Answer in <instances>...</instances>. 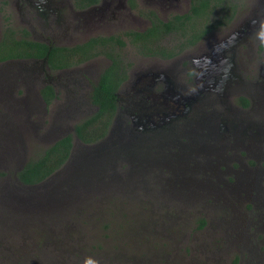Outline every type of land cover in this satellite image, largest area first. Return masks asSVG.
Returning <instances> with one entry per match:
<instances>
[{"label": "flooded vegetation", "instance_id": "1", "mask_svg": "<svg viewBox=\"0 0 264 264\" xmlns=\"http://www.w3.org/2000/svg\"><path fill=\"white\" fill-rule=\"evenodd\" d=\"M193 2L0 0V112L14 107L41 118L63 91L65 105L49 117L57 140L70 133L59 130L61 123L54 129L61 115L67 114L59 119L66 126L67 119L98 112L94 93L105 78L114 104L101 121L109 126L99 142L106 141L112 153L120 149L113 159L129 168L143 160L156 167L158 178L180 184L183 192L196 190L198 198L229 199L233 223L259 229L252 246L261 250L264 0H246L250 8L238 13L231 1L233 15L215 11L191 23ZM176 15L185 23L156 43L141 40L157 20L170 22ZM194 22L200 29L192 42ZM18 51L21 56L4 58ZM48 86L55 90L51 103L43 92ZM14 87L25 91L21 99Z\"/></svg>", "mask_w": 264, "mask_h": 264}, {"label": "rangeland", "instance_id": "2", "mask_svg": "<svg viewBox=\"0 0 264 264\" xmlns=\"http://www.w3.org/2000/svg\"><path fill=\"white\" fill-rule=\"evenodd\" d=\"M234 4L237 9L236 13L250 8L246 0H236ZM168 14L171 16L173 13ZM60 93L63 94V97H60L58 102L53 103L52 110L60 109L65 105V93L63 91ZM24 94L25 91L17 92L14 87V95L17 99H21ZM13 109L14 112L10 107H6L0 112V170L10 173L2 177L0 181L6 183L3 190L0 189V191L2 190L0 194V224L18 217L27 219L33 216L30 214L33 211H36L33 214L45 213L48 214V217L56 219L57 215L54 213H58L70 204L74 205V203L79 204L74 208H82L84 204L81 199L83 197H80V194L82 195L80 191L101 189V186L94 183H97L96 177L100 182L110 178V175L106 174L108 167L113 170V175L117 173V176L123 180L122 171H127L126 168L123 170L125 164L122 163V160L113 159L118 152H121L120 149L112 153L111 146H108L99 153L88 154L92 151L90 146L94 144L74 141L73 159L44 181L42 186L38 187L42 190L24 196L23 189L18 184H16L18 186L15 185L16 182L20 181L17 175L13 173V167L9 164L13 162L15 165L17 164L18 169H21L30 157L43 153L56 140H54L55 135L50 134L52 127L49 124L51 109L48 111L47 107V115H40L41 118L36 115H31L28 118L21 111L14 107ZM40 109L45 111L43 104ZM66 115L63 114L57 119L54 129H57L60 123L63 125L59 119ZM84 119V117L76 120L67 119V125H63V127L61 125L59 130L63 128V132L67 130L66 132L72 133L73 126ZM30 121L34 123L35 128ZM12 131L15 132L13 135L11 134ZM17 133L19 134L16 135ZM107 149L109 150L108 153L106 152ZM125 150L130 151V154L136 152L133 147H127ZM146 156H149V153ZM109 157H111V161H109ZM93 162H98V165L92 164ZM85 163L91 164L95 171H90V167L87 168ZM148 166L143 160L131 166V168H136L133 171L135 174L140 172L139 177L145 179L138 185L140 188L136 184V188H132V190L121 188L113 190V192L118 191L115 193H120L116 207L122 203V197L129 195L133 198L130 207L131 215L137 221H142L139 223L142 224V229L139 233L136 229L135 233L133 227L128 225L126 228L122 227L120 233L112 235L110 239L105 236L110 231H102L104 234L102 245L105 248L93 255L94 257L98 256V258L100 256L99 263L93 261L85 264H107L106 261H111L113 264L122 261H128L130 264H264V247L260 250L256 243L255 247L252 246V242L255 240L253 235L259 229L255 225L249 224L243 227L239 223L238 225L234 224L231 207L225 204V201L229 204V199L221 197L219 199L198 198L195 196L196 190L183 192L180 184L167 182L164 177L158 178L155 175L156 167ZM76 169L82 171L78 178H74L76 172L73 170ZM14 178L15 183L13 182ZM22 187L26 186L22 185ZM161 189L169 192L170 195H165L160 191ZM102 195L101 199L98 198V202L92 201L91 205L94 206L100 202L97 205L103 211L109 204L107 201L112 198H108L110 195L107 197L104 193ZM102 195L99 194L98 196ZM104 197L106 200H103ZM42 216L39 215V222L32 223L35 225L33 237L34 240L37 239V243L45 233H53L54 229L51 228L57 224L56 220L48 222ZM201 219L206 220V225L199 229ZM9 231H11L9 232L10 238L15 240L16 231ZM86 232L88 231L86 230ZM76 238L78 237H73V240ZM143 238L147 241L142 244ZM17 239L22 241L20 236H17ZM94 239L93 237V239L88 240L94 243ZM1 240L4 238H0V242ZM18 240L13 241V244L10 245L4 242L0 245V264L4 259L11 264H18L19 259H22L25 264H37L41 259L42 264L54 263L53 256L47 252L43 255L40 254L41 258L33 255L38 252L37 248L34 249L36 245L33 241L28 243L33 249L28 246V250L24 246L25 244L23 245ZM81 242L86 243L83 238L81 241L77 239L71 243H75L73 245L77 246L82 245ZM255 250H258L260 254ZM103 251L110 254L106 260H104L106 256L102 254ZM54 264L59 263L55 262Z\"/></svg>", "mask_w": 264, "mask_h": 264}, {"label": "trees", "instance_id": "3", "mask_svg": "<svg viewBox=\"0 0 264 264\" xmlns=\"http://www.w3.org/2000/svg\"><path fill=\"white\" fill-rule=\"evenodd\" d=\"M232 7L235 6L230 3V0H194L192 8L193 14L190 13V19L188 20L192 23V20H196L204 15L205 18L215 11L220 14L233 15L235 11L232 10ZM207 19L209 20V18ZM184 21L185 20H183L182 16L180 15L174 16L170 22L157 20V23L149 28L147 32L140 34V36H142L141 40H146V42L148 40H151L152 42L156 43V41L161 40L162 34H169L173 30V25L177 26L181 23H185ZM193 28L194 29H192V31L194 34L190 35L188 39L192 42L199 38L200 29L195 22L193 23ZM203 32L204 34L206 33V31ZM60 50H63V48H61ZM162 51L163 54H166L168 52L165 48L162 49ZM19 52L20 51L13 52L12 54L5 56L4 58L21 56ZM55 52L56 50H53L51 52L52 59ZM66 66H68V63L59 65V67ZM112 88L113 87L111 83H109V81L107 82L105 78L101 80L100 84L96 86V90L94 93V103L99 105L98 112L94 116L85 118L81 122L77 123L74 127V133H69L62 136L54 143H52L49 147H47L43 151V153H40L35 157H30L21 169H18V167H16L17 164L15 165L13 162L9 164L11 165V167H13V173L17 175L20 181L16 182L14 178L13 182H16L15 185L18 184L23 189L24 196L30 195L34 191L42 190L38 187L42 186L45 183L44 181L54 175V173H56L58 170L62 169L64 165L68 164V161H70V159H73L72 149L74 146L75 136H77L85 144L98 143L105 138L108 133L109 124L106 123L104 125H101V121L103 120V116L105 115V113L109 110V107L110 109H112V106H110V104H114V102L110 100V98L112 97ZM44 91L45 99L48 103H51L52 99L55 97L54 88L52 86H48L47 88H45V90H43V92ZM123 166V170H125V168L127 169V171H122V174L124 175L123 180L117 176V173L113 175V170L111 169V167H108L106 169V174H109L110 178H107L106 181L103 180L100 182L98 180V177H96L97 183H94L101 186V189L97 188L96 190L91 191H80L82 193V195L80 194V197H83L81 199L84 204L82 208H74L75 206H79V204H70L66 209L61 210L58 213L53 212L57 215L56 219L48 217V214L45 213L33 214L36 213V211H33L30 212V214H32L33 216H30L27 219L18 217L16 219L8 220L4 222V224H0V238H4V240H1L0 245L3 242L5 244L9 243V245L13 244V241L18 240L17 236H20L22 241H18L22 242L23 245L25 244L24 246H26L28 250L29 247L32 248L31 244L28 243L32 241L35 243L36 246L34 247V249L37 248L38 252L33 255L38 258H41V255L47 252L48 254L53 256L52 260L54 261V263L56 262L59 264H85L93 261H98L100 256L98 258V256L94 257L93 255L96 253L98 254L100 250H104L105 248V246L102 245V240L104 237L102 231L109 230V234H105V236L110 239L112 235L120 233L122 227L126 228L128 227V225L133 227V231L135 233L136 229L138 230V233L142 229V224H139L142 221H137L131 215L132 212L130 207L132 206L133 201H131V199L133 198L129 197V195L126 197H122V203L119 205V207H116V203H118L117 201L120 199V193H115L118 191L113 192V190H118L120 188L125 190H132V188H136V184L138 186L142 183L143 180H145L139 177L140 172H137L136 174L133 172L136 168H129L127 164ZM7 174L10 173H7L4 170H0V181L2 177L6 176ZM5 184L6 183L0 182V189L3 190ZM22 185L26 187H22ZM138 188L140 187L138 186ZM2 190L0 191V194ZM160 191L165 193V195L169 194V192H165L162 189ZM97 193H99L100 195L104 193V195L107 197L110 195L108 198H112L107 201L109 202V204L103 211L100 210L99 206L97 205L100 202L96 203V205L94 206L91 205L92 201L98 202V198L101 199V197H103V195L98 196L99 194ZM103 200H106L105 197ZM39 215H43L42 217L48 222L56 220L57 224L51 228L54 229L53 233H45L42 237H40L39 242L37 243V239L34 240L33 237V234L35 233V225L32 223L39 222ZM141 218L144 219V217ZM200 222L201 223L198 226L199 229L205 227L206 225L205 219H201ZM16 224L18 225L16 226ZM89 226L90 228L88 229ZM98 229L100 232L98 231ZM9 230L16 231L15 240L13 238H10L9 232L11 231ZM86 230L88 232H86ZM97 231L99 232V234ZM73 237L78 238L73 240ZM93 237L95 238L94 243L88 240L93 239ZM80 238H83L86 243L81 242L82 245L77 246L73 245L75 243H71L73 241H76L77 239L81 241ZM146 241L147 240H144L143 238L141 243L143 244V242ZM63 244L65 245L62 246ZM102 254L106 256L104 257V260H106V258L110 256V254L105 251H103ZM18 261V264H25L22 259H19ZM106 262L107 264H113L111 261ZM164 262L166 261L164 260ZM1 264L11 263L4 259ZM37 264H42V259ZM115 264L130 263L128 261H122Z\"/></svg>", "mask_w": 264, "mask_h": 264}, {"label": "water", "instance_id": "4", "mask_svg": "<svg viewBox=\"0 0 264 264\" xmlns=\"http://www.w3.org/2000/svg\"><path fill=\"white\" fill-rule=\"evenodd\" d=\"M104 142H106V141H102V142H99L97 144H94V145L90 146L92 148V151H90L88 154H95L97 152L99 153V152L103 151V149L105 148ZM111 157H109V161H111ZM92 164H97L98 165V162H93ZM85 166H87V168L90 167L89 168V169H91L90 171H92V170H93V172L95 171V169H93L91 167V164L85 163ZM73 172H76L75 175H74V178H78V177H80V174H81L82 171H79V169H76V170H73Z\"/></svg>", "mask_w": 264, "mask_h": 264}]
</instances>
